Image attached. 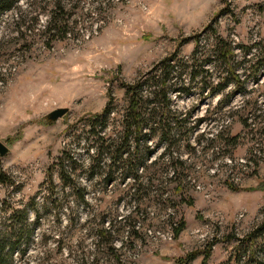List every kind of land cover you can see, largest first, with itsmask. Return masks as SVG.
Listing matches in <instances>:
<instances>
[{
  "label": "rangeland",
  "instance_id": "1",
  "mask_svg": "<svg viewBox=\"0 0 264 264\" xmlns=\"http://www.w3.org/2000/svg\"><path fill=\"white\" fill-rule=\"evenodd\" d=\"M73 1L82 3L79 13L89 19L78 33L50 47L36 31L16 37L18 18L35 15L34 0H20L0 15V140L10 148L0 156V169L15 181L0 187V227L10 225L6 206L28 208L31 231L7 264H81L89 255L100 264H179L210 245L208 264H237L233 255L239 240L264 223V66L252 71L257 49L246 63L242 49L264 40V0ZM43 14L34 29L42 30ZM209 28L233 42L247 82L242 91L231 84L214 95L221 69L214 63L199 67L205 54H198L201 75L193 82L188 71L177 67L173 73L171 109L185 120L179 126L172 122L169 150L159 135L150 142L155 151L145 165L157 161L148 175L160 177L172 159L185 162L182 172L194 205L183 206L178 219L186 220V229L174 239L169 227L148 230L149 218L169 212L153 187L134 195V179L117 168L113 181L105 179L109 162L99 136L121 128L123 82L134 83L171 54L191 61L196 35L199 52L213 41ZM188 80L190 93H179ZM227 95L231 98L224 102ZM111 98L115 119L107 129L92 130L89 118L102 113ZM57 108L69 110L52 121L48 115ZM231 135H240L238 146L227 145L225 137ZM60 161L76 190L61 180ZM159 179L154 184L165 191ZM174 187L170 183V192ZM103 222L117 232L116 256L95 253L93 236ZM133 226L141 237L133 234ZM256 235L255 258L264 264V228ZM202 259L199 255L190 264ZM247 260L243 257L241 264Z\"/></svg>",
  "mask_w": 264,
  "mask_h": 264
},
{
  "label": "trees",
  "instance_id": "2",
  "mask_svg": "<svg viewBox=\"0 0 264 264\" xmlns=\"http://www.w3.org/2000/svg\"><path fill=\"white\" fill-rule=\"evenodd\" d=\"M20 0H0V15L6 14L11 11L15 4ZM110 2V1H109ZM82 3L71 0H34L30 5L34 6L35 15L29 17L28 15H21L17 24L19 25L16 36L20 38L24 35V32H31L43 34L46 38V45L51 46L56 41H62L63 39L72 37L73 33L79 32V27L84 25L89 18L87 13H79L78 8ZM45 5V6H42ZM37 9H41L37 11ZM46 10V12H45ZM43 11V15L47 16L45 24H43L42 30L38 29L40 15ZM28 17L30 19H28ZM31 22V26L30 23ZM27 25V29L24 27ZM37 25L36 29L34 27ZM78 28V29H77ZM208 32L212 37L210 46L205 48V51L199 52V45L201 39L199 35H196V49L192 55V60H185L179 56L178 53L171 54L164 57L153 67L143 74H141L134 83L123 82L122 85L125 88L126 106L120 113L119 124L121 126L119 131H112V133L106 132L105 135H100L99 139L104 142L101 146L106 151V159L109 162L107 175L105 179L109 182L114 179V168L120 169L122 172L127 171L128 178H133V194L138 195L143 190L149 191V186L154 188L155 196H160L163 199V204H166L167 216L165 218L153 215L150 219V227L148 230L159 231L162 229L170 228L172 237L178 239L181 233L186 229V220L184 218L178 219V216H182L183 206H193L194 199L187 191L188 182L183 176V169L185 162L182 158H175L170 160L167 165V173L165 172L160 177L155 176L153 173L149 174V171L157 166V161H153L151 165H145L151 156L154 154V148L150 144L157 135L160 140L168 144V150L172 145L173 128L174 124L182 125L183 119L176 115V112L171 109V93L173 92V73L179 67L183 71H188L190 81L193 82L199 75L197 70L199 66L198 54L204 55L202 63L199 67H203L207 63H214L217 70L221 69V79L214 86V95L221 93L225 88L233 84L237 90H244L246 85V79L242 80L239 71L244 69L245 66L238 60L237 48L233 45V42L222 36L215 28H209ZM37 34V33H36ZM239 48V47H238ZM244 50L243 63H246L247 56L252 49H257L255 54L256 61L251 65L255 73L257 70L264 66V40L253 46H242ZM249 61V60H248ZM192 63V64H191ZM190 67H194L190 74ZM189 81V80H188ZM183 81L179 88V93H190L191 84ZM231 95H227L224 102H229ZM113 98L110 103L100 114H94L89 118V125L94 130L97 125H101L104 129L109 128L111 125V118L114 115L117 108L112 106ZM247 119L243 120L244 126L250 127L247 124ZM222 138V134L218 135ZM227 145L238 146L240 141V135H231L225 137ZM165 155V153H164ZM231 157V156H229ZM232 161V158H230ZM60 177L65 186L76 190L74 181L70 178L67 168L64 166L63 161H60ZM258 162L255 163V167H258ZM169 169L170 170L169 172ZM140 171H143L140 174ZM169 172V174H168ZM160 178V179H159ZM159 179V183L165 186V191L160 192L159 185L155 186L154 180ZM175 183L173 188L174 192H170V183ZM15 181L11 175L0 169V187L7 185H14ZM79 191V190H77ZM82 201H85L84 194L79 197ZM8 202L5 201V204ZM11 216L8 217L10 225L7 228L0 227V264H7L9 258L17 249V244L20 243L22 237H31V231H29L30 219L28 208H12ZM34 207V206H33ZM35 209V208H33ZM160 209V207H159ZM103 222L99 226L93 236L95 240V253L96 251L103 256L117 255L121 247H116L117 232L113 229L112 223L106 227ZM17 226V227H16ZM264 228V223L261 227L257 228V232L249 233L247 236L239 240L237 252L234 253L233 258L237 264L243 262V257H247V264H261L255 258L257 251V235L261 229ZM133 234L141 237L136 226H133ZM263 234V231L258 235ZM212 245L202 251H195L189 253L185 259L179 260V264H190L199 255H203L201 264H208V260L211 256ZM90 257V255H89ZM87 257L81 264H100L99 258L95 255L92 260Z\"/></svg>",
  "mask_w": 264,
  "mask_h": 264
},
{
  "label": "water",
  "instance_id": "3",
  "mask_svg": "<svg viewBox=\"0 0 264 264\" xmlns=\"http://www.w3.org/2000/svg\"><path fill=\"white\" fill-rule=\"evenodd\" d=\"M68 110L69 108H57L48 115V118L52 121H56L61 118L64 114H66ZM9 150V146L0 140V156H5L9 152Z\"/></svg>",
  "mask_w": 264,
  "mask_h": 264
}]
</instances>
